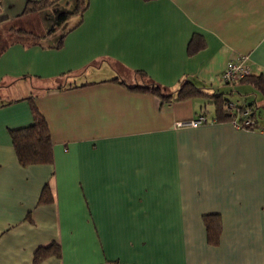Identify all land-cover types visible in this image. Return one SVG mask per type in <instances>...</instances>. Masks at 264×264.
<instances>
[{
    "label": "crops",
    "instance_id": "1",
    "mask_svg": "<svg viewBox=\"0 0 264 264\" xmlns=\"http://www.w3.org/2000/svg\"><path fill=\"white\" fill-rule=\"evenodd\" d=\"M29 1L0 0V264H264V94L221 76L244 60L264 79V0H88L76 27L75 15L50 34L42 13H23ZM146 78L257 105L260 127L176 126L212 118V99L128 86ZM33 106L52 158L22 165L11 132Z\"/></svg>",
    "mask_w": 264,
    "mask_h": 264
},
{
    "label": "trees",
    "instance_id": "2",
    "mask_svg": "<svg viewBox=\"0 0 264 264\" xmlns=\"http://www.w3.org/2000/svg\"><path fill=\"white\" fill-rule=\"evenodd\" d=\"M60 1L61 0L29 1L25 6L23 13H42V15L46 17L45 23L48 26L46 34H50L58 30L64 24V22L68 20L69 17H71L72 15L78 16L79 19L73 23L74 25L70 29L76 27L81 21V16L88 5V0H74L71 6L67 8L63 7V5L61 7L62 3ZM64 35L65 33H62L60 35L58 42L55 44V46L61 45ZM33 36L37 37L36 35ZM194 39L195 38L193 36L189 44L192 46V48ZM139 73L144 76L143 72ZM113 79L117 80V77ZM224 81H226L227 83L248 81L256 89H259L262 94H264V79H262L261 76H252L250 75V73H248L247 75L243 76L242 78H239L238 80ZM121 82L125 84L124 81ZM61 86H66V84L59 85V87ZM67 86L73 87L78 85L75 82H70L67 83ZM128 86L135 90L148 91L154 93L158 95L164 103L186 100L199 94H205L212 99V104L214 105V116H212V118H208L209 122H214L217 120H224L229 122L236 121L240 126L238 128L257 129L260 127L258 117L255 114L256 110H254L257 105H255L254 107L251 106L253 104L240 105L236 103L240 111L237 110L239 112L234 111L230 113L227 111V103L231 100H229V98L224 95V92L213 91L208 93L206 92V90H204L205 88H208L207 86H198L195 82L187 78L181 80L179 87L174 92L167 90V88L150 78H146L145 80L142 79L141 82H137ZM247 106H251L250 113H248L247 115L241 114V112H243ZM32 110V122L26 126L16 128L11 132L12 144L15 149L18 161L22 165L49 163L52 158V142L47 122L44 116L37 110L35 106L32 107ZM203 114H206V112H203ZM246 119H250L251 123L245 124L244 120ZM45 200L47 199L45 198ZM203 222L206 228L208 244L216 246L218 244L219 235L221 231L218 215L212 213L204 214ZM48 248L49 247L44 249L39 248L35 252V261H40V259L47 252H50ZM107 262L117 263L118 261Z\"/></svg>",
    "mask_w": 264,
    "mask_h": 264
},
{
    "label": "built area",
    "instance_id": "3",
    "mask_svg": "<svg viewBox=\"0 0 264 264\" xmlns=\"http://www.w3.org/2000/svg\"><path fill=\"white\" fill-rule=\"evenodd\" d=\"M249 73V69L246 66V64L244 63V60H239V61H234V60H229L226 65L225 68L222 71V79L223 80H238L239 78H242L243 76L247 75ZM250 109L251 106H247L243 112H241V114L243 115H247L248 113H250ZM239 110L237 107L236 102L234 101H229L227 103V111L228 112H234ZM240 111V110H239ZM237 111V112H239ZM209 119L207 117L206 114H199L198 116H196L195 118H191V119H187V120H181V121H177L175 123L176 126H180V125H191V126H197V125H201V124H205L208 123ZM236 127H240L239 124L236 121L232 122ZM245 124L251 123L250 119H246L244 120ZM99 264H118V263H110V262H102Z\"/></svg>",
    "mask_w": 264,
    "mask_h": 264
},
{
    "label": "rangeland",
    "instance_id": "4",
    "mask_svg": "<svg viewBox=\"0 0 264 264\" xmlns=\"http://www.w3.org/2000/svg\"><path fill=\"white\" fill-rule=\"evenodd\" d=\"M75 17H74V15H72L71 17H69V19L68 20H66V22H64V24L61 26L63 29H66V26L68 25V26H70L72 23H73V21L75 20L74 19ZM15 23H17L18 24V22L16 21ZM10 25L12 24V23H9ZM34 24V22H32V25ZM12 29V28H11ZM6 33H4L5 34V37L4 38H6V37H12L13 36V34H10L8 31H5ZM0 38H1V33H0ZM230 87H234V84L233 83H231L230 84ZM262 110H264V109H262Z\"/></svg>",
    "mask_w": 264,
    "mask_h": 264
}]
</instances>
